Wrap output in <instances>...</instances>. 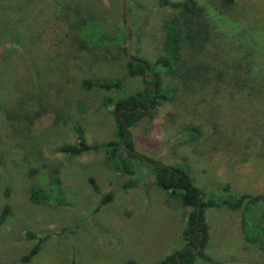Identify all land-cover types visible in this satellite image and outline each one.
I'll list each match as a JSON object with an SVG mask.
<instances>
[{
  "label": "rangeland",
  "instance_id": "1",
  "mask_svg": "<svg viewBox=\"0 0 264 264\" xmlns=\"http://www.w3.org/2000/svg\"><path fill=\"white\" fill-rule=\"evenodd\" d=\"M197 1L210 38L199 53L183 48L176 75L156 66L175 96L128 128L135 152L184 170L220 200L264 193V0ZM125 5L129 52L154 64L164 19L177 10L159 0ZM125 41L123 0H0V264H158L183 248L189 208L156 186L149 166L133 158L129 174L105 151L57 150L77 141L75 126L90 144L116 138L107 101L147 87L127 70ZM191 74L201 82L186 81ZM113 80L120 87L84 85ZM90 177L113 191L97 210ZM129 180L136 185L122 190ZM34 186L52 198L32 202ZM204 221L212 261L192 264H264V250L244 239L241 210L205 208Z\"/></svg>",
  "mask_w": 264,
  "mask_h": 264
},
{
  "label": "trees",
  "instance_id": "2",
  "mask_svg": "<svg viewBox=\"0 0 264 264\" xmlns=\"http://www.w3.org/2000/svg\"><path fill=\"white\" fill-rule=\"evenodd\" d=\"M225 1L230 3L233 0ZM159 4L177 10V14L164 19L165 40L161 56L156 59L154 64L133 55V60L128 59L127 61V70L130 75L141 76L147 87L136 93L125 94L115 100L110 99L106 103L111 104L113 107L112 111L116 119V138L106 142L90 144L86 142L82 128L75 126L77 141L72 144H63L57 150L66 153L68 156H76L88 151H105L107 160L111 161L114 167L129 174L135 172L131 160L137 158L140 163L143 165L145 163L146 166L150 167L156 186L180 198L182 205L189 208L186 219L187 227L182 232L185 241L184 249L181 248L175 251L158 264H192L197 258L206 262L212 261L203 251L208 240L204 210L210 207L224 206L233 211L241 210V231L244 239L248 243L264 250V193H241L220 200L214 194L207 193L195 186L192 178L184 170L155 162L135 152L131 133L129 130L125 132V123L128 128L134 126L144 116H151L161 103L172 102L174 99L176 87L168 86L164 88L162 86L163 80L155 70L156 66H159L167 74L176 75L181 67L184 66V59L181 56L183 48L188 46L199 53L210 38L211 26L202 19L203 8L199 6L197 0H159ZM127 11H130L129 5ZM146 68L147 73H145ZM146 75L150 77H146ZM186 79V81L194 84L201 82V79L196 74H191ZM186 81H182L183 85H186ZM119 83L113 80L110 82L99 81L93 84L85 82L84 85L87 87L114 89L120 87ZM191 131V137L195 138L198 133L197 129L191 128ZM89 183L92 189L100 195L99 202L95 207V210H97L102 204L111 200L113 191H100L92 177L89 178ZM60 184L61 182L57 177L52 178L51 185L54 186L53 191H55L56 201L57 192L61 191ZM135 185V180H129L123 184L122 190H127ZM228 189V185L223 188L225 192ZM29 198L34 203L46 204L52 196L47 194L42 188L34 186L30 188ZM198 208L199 217L198 221H196ZM6 214L7 207L5 206L0 214V224L4 221ZM201 235L202 238L200 239ZM27 236L34 237V234L28 233ZM41 240L39 239V242ZM199 242L201 249L196 253L194 248ZM38 248L39 244L37 243L21 258V261L30 260L37 253ZM70 264L77 263L72 261ZM127 264L134 263L129 261Z\"/></svg>",
  "mask_w": 264,
  "mask_h": 264
},
{
  "label": "water",
  "instance_id": "3",
  "mask_svg": "<svg viewBox=\"0 0 264 264\" xmlns=\"http://www.w3.org/2000/svg\"><path fill=\"white\" fill-rule=\"evenodd\" d=\"M123 14H124V20H125V24H126V41H125L126 53H127L128 58L130 60H133L132 59V55H131V53L129 52V49H128V41L130 39V20H129V15H128L127 7L125 5V0H123ZM145 73H147V68L145 69ZM146 77H150V76L146 75ZM127 130H128V126L125 123V132ZM143 160H145V159H143ZM198 217H199V208L196 211V221H198ZM201 238H202V235L200 236V239ZM182 249H184V247ZM200 249H201V245H200V242H199L197 244V246L194 248V251L197 253V252L200 251ZM177 256H178V254H177Z\"/></svg>",
  "mask_w": 264,
  "mask_h": 264
},
{
  "label": "flooded vegetation",
  "instance_id": "4",
  "mask_svg": "<svg viewBox=\"0 0 264 264\" xmlns=\"http://www.w3.org/2000/svg\"><path fill=\"white\" fill-rule=\"evenodd\" d=\"M147 85V84H146Z\"/></svg>",
  "mask_w": 264,
  "mask_h": 264
}]
</instances>
